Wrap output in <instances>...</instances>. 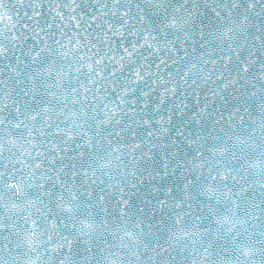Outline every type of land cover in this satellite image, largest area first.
I'll use <instances>...</instances> for the list:
<instances>
[{
	"label": "snow or ice",
	"instance_id": "6c2138e0",
	"mask_svg": "<svg viewBox=\"0 0 264 264\" xmlns=\"http://www.w3.org/2000/svg\"><path fill=\"white\" fill-rule=\"evenodd\" d=\"M0 264H264V0H0Z\"/></svg>",
	"mask_w": 264,
	"mask_h": 264
},
{
	"label": "water",
	"instance_id": "95a60500",
	"mask_svg": "<svg viewBox=\"0 0 264 264\" xmlns=\"http://www.w3.org/2000/svg\"><path fill=\"white\" fill-rule=\"evenodd\" d=\"M175 179V178H174Z\"/></svg>",
	"mask_w": 264,
	"mask_h": 264
}]
</instances>
